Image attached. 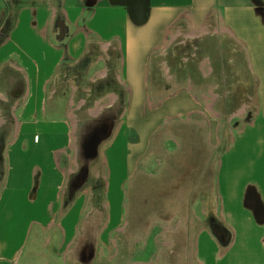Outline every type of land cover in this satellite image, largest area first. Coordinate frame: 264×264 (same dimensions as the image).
<instances>
[{
    "label": "crops",
    "instance_id": "obj_1",
    "mask_svg": "<svg viewBox=\"0 0 264 264\" xmlns=\"http://www.w3.org/2000/svg\"><path fill=\"white\" fill-rule=\"evenodd\" d=\"M8 5L9 0H0V17ZM210 21L221 22L244 47L256 83L257 108L218 163L222 226L217 229L230 233L222 239L227 246L224 249L212 228L204 227L197 235L195 255L199 264H264V0L22 3L13 29L0 45V104L11 100L13 105L0 187V264H53L36 258L33 247L43 236V246L48 247L58 232L54 252L65 264L86 263L82 246L94 241L92 234L97 253L88 261L100 264V239L110 246V234L124 217L126 184L160 127L194 112L208 116L207 110H198L200 100L190 87L167 94L156 90L150 69L154 57L166 52L174 27L198 31ZM95 55L85 69L89 82L108 83L95 98V108L88 110L91 117L82 118L78 109L87 104L93 87L82 85L86 96L75 104L73 95L68 103L56 97L53 84L60 74ZM96 64L100 67L93 72ZM79 78L72 79L78 89ZM120 88L125 90L122 111ZM98 124L101 130L107 124L111 129L94 156L105 165L102 194L108 213L101 224L100 192L97 198L92 187L76 193L81 186L70 195L69 185L79 154L88 152L86 138ZM95 177L100 178V172ZM68 189L69 198L63 201ZM35 259L39 263L32 262Z\"/></svg>",
    "mask_w": 264,
    "mask_h": 264
},
{
    "label": "rangeland",
    "instance_id": "obj_2",
    "mask_svg": "<svg viewBox=\"0 0 264 264\" xmlns=\"http://www.w3.org/2000/svg\"><path fill=\"white\" fill-rule=\"evenodd\" d=\"M26 1L9 0V5L14 8ZM181 29L173 28L166 52L154 57L150 83L164 94L190 87L200 100L198 110H207L208 116L194 112L175 117L160 127L134 177L126 184L124 217L110 234V246L103 245L100 239V264H199L195 251L202 228H214L219 239L230 235L227 230L221 236L216 231L222 226L217 199L218 163L234 134L255 116L256 83L248 71L244 47L221 22L210 21L198 31L187 26ZM96 55L82 60L72 71L60 74V80L53 84L56 97L61 96L68 103L73 95L75 104L86 96L82 85L93 87L87 104L78 109L82 118L91 117L88 110L95 108V98L100 91H105L102 87L108 83L100 79L89 82L85 69ZM98 67L100 64H96L93 72ZM75 75H80L79 89L72 83ZM120 96L118 104L122 111L125 107L123 88H120ZM12 106L11 100L0 104V116L5 117L0 125V187L5 168L4 148L13 127ZM110 113H113L112 108ZM81 152L69 185L82 166L88 165L89 174L76 193L92 187L93 198H97L100 192L101 224L108 213L102 194L105 165L101 158H91ZM71 165L75 168L74 162ZM96 171L100 172V178L95 177ZM97 185L100 188L97 189ZM66 198H69V189L63 201ZM52 235L54 241L48 247L43 246L44 236L38 238L33 254L38 259H49V263L65 264L54 252L61 235L59 232ZM38 259L32 262L39 263Z\"/></svg>",
    "mask_w": 264,
    "mask_h": 264
},
{
    "label": "water",
    "instance_id": "obj_3",
    "mask_svg": "<svg viewBox=\"0 0 264 264\" xmlns=\"http://www.w3.org/2000/svg\"><path fill=\"white\" fill-rule=\"evenodd\" d=\"M100 130V129H99ZM111 134V129H110V126L109 124H107L102 130L100 133L96 134V138L94 134H89L86 138V141H85V146L86 148H88L87 146L90 144L94 150H92L91 148H88L89 150V154H88V157H94L97 155L95 149L97 147V145L99 143H101V141H103L105 138H107L109 135ZM94 136V137H93ZM90 140V141H89ZM88 165L86 166V169H84L81 174L72 182V185H71V190H70V195L72 193V191H75L76 188L78 187H81L84 185L85 181H86V177L88 175ZM221 233H219V236Z\"/></svg>",
    "mask_w": 264,
    "mask_h": 264
},
{
    "label": "trees",
    "instance_id": "obj_4",
    "mask_svg": "<svg viewBox=\"0 0 264 264\" xmlns=\"http://www.w3.org/2000/svg\"><path fill=\"white\" fill-rule=\"evenodd\" d=\"M16 3V2H15ZM19 9H20V6H16L14 8H12V5H8V9L6 10H3L2 12V15L0 17V27H3L4 30L3 32L1 33L0 32V45L6 40L7 38V35L10 33V31L13 29L14 25H15V22L17 20V16H18V13H19ZM13 10V14L11 15L10 12ZM247 67H248V71L249 73L251 74V71H250V68H249V63L247 61ZM256 89V88H255ZM68 202H65L64 203V207L65 205L67 204ZM212 231L214 232L215 234V231H214V228H212ZM217 233H222V230L220 229H217L216 230ZM219 231V232H218ZM216 233V234H217ZM219 239V238H218ZM220 241L222 242V246L224 247V249L226 248L227 246V243L226 242H223L222 239H220Z\"/></svg>",
    "mask_w": 264,
    "mask_h": 264
},
{
    "label": "flooded vegetation",
    "instance_id": "obj_5",
    "mask_svg": "<svg viewBox=\"0 0 264 264\" xmlns=\"http://www.w3.org/2000/svg\"><path fill=\"white\" fill-rule=\"evenodd\" d=\"M99 125V124H98ZM99 128H100V125L99 126H97L94 130H93V132H92V134H94L95 135V137L94 138H96L97 136H96V134H98V133H100V130H101V128H100V130H99ZM90 141V140H89ZM88 148H91L92 150H94L93 149V147L89 144L88 146H87ZM88 148H86L87 150H88ZM90 152H89V150H88V152H86V154L88 155ZM86 166L87 165H83L82 166V168H81V170H80V172L75 176V179L81 174V172L84 170V169H86ZM89 170L90 169H88V174H89ZM74 179V180H75ZM91 236H93V242H88V241H86V242H84L83 243V246H82V250H83V258H84V260H86L85 262L86 263H83V264H90V259H92V258H95L96 257V253H97V249H96V245H97V242H96V240H95V238H96V236H95V234H92ZM80 237V231H79V235L77 236V238H79ZM89 260V261H88Z\"/></svg>",
    "mask_w": 264,
    "mask_h": 264
}]
</instances>
